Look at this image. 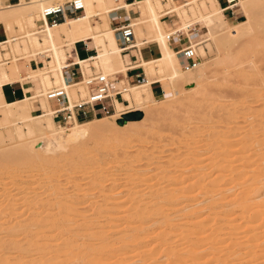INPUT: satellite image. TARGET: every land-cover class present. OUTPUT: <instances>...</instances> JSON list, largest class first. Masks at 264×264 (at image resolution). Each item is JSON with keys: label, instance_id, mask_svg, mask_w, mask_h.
Here are the masks:
<instances>
[{"label": "bare ground", "instance_id": "6f19581e", "mask_svg": "<svg viewBox=\"0 0 264 264\" xmlns=\"http://www.w3.org/2000/svg\"><path fill=\"white\" fill-rule=\"evenodd\" d=\"M49 1L50 0H18L15 4H9L0 0V24L3 25V29L6 33V40L0 43V53L8 51L7 49L11 46L10 49L13 53L11 55H14L10 65L5 69H0V109L4 108L1 113L4 118H6V122L10 125V127L17 122L24 124L29 133H36L45 137L49 142L48 147L52 150H61L62 154H60L62 157L68 153L67 151L72 148V145L76 146L78 144L77 146H79L80 142L84 141L91 133H110L104 129L109 125V123L112 125L113 122L117 121L118 124V120L122 118V115L129 113L126 111L129 109L130 105H133L134 110H141L145 103L152 99V92L150 88L151 84L149 81H146L145 84H137L134 86H128L126 84L127 88L125 90L124 87L123 89L120 87V84L122 83L120 82L121 79L112 78L120 73H125L126 78V71L131 68L139 67V65H133L134 63H132L127 57L129 54H121L119 46L117 45L115 31L111 30L109 26L110 13H115L118 9H125L127 12L129 10H133L135 13V16L132 18V21L134 22L132 24L133 27L146 25V27L154 33V40H152L155 44L153 47H155L158 51V60H156V62L159 63L161 73L162 71H165L166 73V81L169 84V90L176 95V90L182 89V87H190L193 85L198 87L201 86L203 81L202 79L205 75V66L201 62L199 63V57L205 59L207 55L206 50L202 48L203 44L212 42L217 46L223 43L228 45L226 42L235 40L237 36L243 32V30H251V23H253L254 16L259 18L262 12H264V0H237V4L235 5L236 7L233 9L232 14H234L236 10H242L245 16V24L242 27H236L233 29L229 28L222 34H217L216 29L227 22V17L222 13L218 0L185 1V3L181 6L174 8L171 7L170 11H165L166 7L171 6L169 0H138L132 4L125 3L123 0H81L83 5L82 14L75 17H66L64 20L52 25L46 23L38 27L36 20L39 18L40 9L44 5L48 4ZM165 13H175L178 18H173L169 22L167 21L166 24L165 20L161 19ZM261 16L263 17V15ZM95 18H97L98 23L95 22ZM142 18H144V20H142ZM200 23L206 27L209 36L205 38V34H201L196 36L197 39L195 41L192 39L190 40V38H188L190 36L187 35L188 29ZM167 25H169L170 28L174 27L175 30L168 34L165 33L164 28L168 27ZM15 29H18V31L22 32L23 35H20L21 37L12 36L9 39L7 33H10L8 35L11 36V34H14L13 31ZM171 33L184 34V36L188 38L189 42L193 41L195 43L190 44L194 48L195 55H198L199 57L197 56L198 61L193 68L182 70L179 67L176 58V50L172 47L170 38H166V36ZM133 35L136 49H131V51H134L137 57H141L138 51L147 42H143L141 46L138 43L136 44V39L138 37H143L141 28H137L136 33H134L133 28ZM76 42H83L88 50H94L93 53L88 55L90 57L86 59L77 57V54L74 55L75 57L73 58L71 54H69L73 61L79 63L82 71L84 68L89 70V65H93L95 68L100 69L102 74L107 75L110 79L114 80L113 86L120 88L121 93L124 94H122L123 96L121 95V99H113V111L110 114L98 115L84 120L88 121L94 119V122H91V125L93 126H91L90 123L87 124L88 126H83L78 122H74L71 123L72 126L70 129L64 131L62 129L58 130L55 127V123L48 113L47 103L39 106L45 112L41 114L34 112V106L30 97L31 91H26L25 84L22 82L24 80H18L23 89V97L10 103L4 100L2 96V86L14 83H11L13 79H20L21 67L17 64V61L19 60L26 62L25 64L27 65V70L29 71L25 74L28 75L30 73L31 75V73H34L40 78L41 92L39 91V93H36L33 91L34 95L38 96V101L42 98L41 94L46 88L57 85L65 88L68 98H75L76 94L73 86L66 84L63 80L61 67L67 56L66 53L69 50H65L64 48H72ZM12 43L15 44L10 45ZM29 49L32 51L29 52ZM37 55H45L47 61L43 62L41 67L37 64L34 68H32L30 67L31 65H29L30 60L34 59L36 61ZM258 59L259 55L255 53L248 58L247 65L252 73L254 70H257L256 64L259 62ZM37 60L41 59L38 58ZM122 60L125 62L124 66H121ZM90 61H92V64L88 65L87 63ZM6 63H9V60ZM5 64H1V66L3 67ZM117 66H119V70L116 69ZM142 74L145 76L144 72H142ZM26 79H31V77L29 76ZM115 100L125 101L128 103V107L123 108L119 106L120 101H118V104L116 105ZM244 109L248 114V110L251 108L247 103H245L243 111ZM33 115L38 116L37 118H33ZM100 116L106 117L96 119ZM36 120L38 121L36 122ZM125 125L120 127V130L125 129ZM249 125L250 129L243 130V134L245 135L242 136V138L236 143L232 142V144H226L222 143L223 141L219 142V147L216 146L215 149H218L219 152L224 155L219 162L215 160L213 156L214 154H212L211 157L208 156L210 158H207L209 152L205 156L202 154L208 159L206 161L202 155V159L200 158L199 155L201 153H199V157H194L195 160L197 158H200L197 159L200 160V162L205 160L207 162H205L207 166L203 163L205 165V167L203 165L204 168L200 165L202 168L194 167L191 170L188 168L189 171L183 169V171H181L182 174L175 177L176 179L173 177L174 180H172V182L169 181V185H167V187L164 186L165 188H161V186L163 187L162 184L159 187L161 190L156 193H144L145 190L143 191V188L140 185L132 182V185H128L129 187L127 188L128 190L125 199L120 201L118 200L119 198L113 194H107V196L104 195L105 197L101 202L96 200L98 204L95 203L97 206L95 207L96 210L93 211L95 212L94 214L96 217L103 216L105 218V222H110V225H107L108 227L106 230L90 233V227L93 223H84L85 228L83 231H85L84 233L87 232L88 235L84 234L81 237L93 239V241L97 243L96 246L90 242H88L89 244H79L76 242V239H73L77 235L72 238L75 231H71L70 229V225H72L73 222L69 220V213L74 211L76 205L74 206L71 201H68L73 194L72 189L71 191L63 190L61 182L64 178V173H68L71 170L73 171L74 165L60 166L62 163L60 165L57 163L52 165L53 168L50 167L51 169L46 171L41 165L42 160H40L37 156L20 159V171L17 172V180L26 182L31 177L32 179H38V177L40 179L42 175L43 177H46V180L48 179L46 185L49 186L48 193H50V196L46 199L44 205L48 201V205L52 203L57 208H55L54 212H46V215L44 213L45 217L43 219L41 218L40 222H47L48 220L52 222L57 220V223L58 221L60 222L57 225H55L56 221L55 223L48 221V224L43 222L44 224L42 227H46L47 229L48 227L51 228L55 225L60 228H65L64 231L66 232V238L63 241V244H59L56 247L57 252H55L51 258H44L42 252L46 249H51L55 244H53L54 241L50 237L49 239L44 236L43 233H45V230H42L43 228L41 226L36 227L34 225L35 221H38L42 216H40V213H38L36 208L38 207L37 204H39L38 202L40 200H38L36 196L31 197L27 189V197L29 195V199L25 198L26 195L24 196V199H21L24 206L26 203L28 204H26L28 216L23 222L24 224L29 222L32 223V225L29 224L31 225L30 229L32 230H28L29 235L25 245H22V247H18L17 245V247L14 246L13 248H10L7 246L8 242H13L12 239L17 236L16 233L21 225V221L16 223L15 220L14 223L16 224H14L13 227L11 226L12 228L10 229H5V224L0 225V235L3 232H6L4 237L7 238V242L4 241V237L0 238V264H4L7 260H9L11 251H14L16 254L15 264H75V262H79L78 264H104L97 260H92V257L103 258L104 256L102 257L98 255V253L102 250H109V248L112 247L113 244L110 240H108L107 231L117 228V223L120 221H123L122 227L124 231L121 230V233L123 232L124 236L123 234L122 236L124 238H119L117 239L118 241L115 242V245L118 244L119 246H116L118 248L115 249L116 252L112 257H121L120 255L125 253L123 250L128 249V243H131V245L136 243V245L134 244L135 246L130 247V250H126V254H128L126 258L115 259L114 263L110 264H158V262L156 263L157 260L154 256H157V253L159 252H164L163 257H165V261L163 264H264V245H260V243L258 244V241H264V232H262L259 236L255 234L258 230L257 223L260 222L259 225L263 224L264 226V124H257L256 126H251V124ZM35 126L38 127V129H35ZM120 138L123 141L126 139H123L122 137ZM208 140L211 141H207L206 139L207 142H213L211 136L208 137ZM207 142L206 144L202 143V146H206L208 144ZM31 143L32 144H28L26 147H24V145L22 148L27 150H31L34 147L36 148L35 144L33 142ZM70 144L71 147L68 149ZM215 145L216 144L213 142L212 147L214 148ZM228 147L236 148H233L232 150ZM47 148L46 152H48ZM207 149H210V146H208ZM21 151L27 154V152H24V149H21ZM63 151L67 153L65 154ZM23 153L20 152L19 154ZM196 153L198 152L196 151ZM196 153L195 155H197ZM228 160H232L233 162L239 164L237 167H232L230 169L222 168L220 165L224 164ZM87 163L88 162L81 164V168L87 167L89 165H87ZM35 165L36 170H33L34 172L30 173L29 169ZM236 168L242 169V171L236 172ZM90 169L91 167L87 170L89 171ZM91 171L94 172V170ZM82 173L87 174L85 171ZM24 174H26V176H22ZM88 175L90 174L88 173ZM102 178L103 177L96 172L90 178V182L87 183H89L91 187H101L103 183ZM29 180L31 181V179ZM65 180H68L67 175ZM76 181L79 182V180ZM76 181H74L73 187L78 186V182ZM126 183H129L128 179ZM17 185L18 187L14 185L17 187L15 192L19 193L22 191L21 189H23V186H21V184ZM27 187L30 188V185ZM155 187H158V185L152 183L147 186V189ZM147 189L146 191H148ZM4 192L6 193L5 190ZM4 192L0 195V198L4 197L3 199H5V204L0 202V217L2 218V221L4 217L3 215L7 214V211L12 212L15 205H18L16 203V199L15 201H13L14 199H9V197L12 198L13 196L11 197L8 195V197V193L5 194ZM187 204L190 205L186 206ZM199 205H201L200 210H198ZM172 208L173 210H170ZM108 209H110V211H108ZM197 215L201 216L199 217L200 221L194 223L197 219ZM155 217L157 218L155 219ZM154 219L158 220L156 223L159 224L155 227L157 228V234L155 237L159 238V242L155 243V245L153 244L154 246H151L152 248H147L146 243L142 241L149 233V231L148 233L146 231L149 226L147 223H151V221L155 223ZM183 220L187 223L186 227H181V221ZM50 223L52 226H50ZM197 226L207 228L204 231L201 228H197ZM181 228H185L184 232H180ZM192 231H194L195 236L198 235L197 239H186L185 237L190 234L193 235ZM59 235L58 238H60ZM39 237L41 239L35 242L34 238L36 239ZM174 239L177 240V244H173V247H169L167 244ZM31 242H33V245ZM37 244H39L40 249L38 248L39 246H36ZM23 246L25 247L23 248Z\"/></svg>", "mask_w": 264, "mask_h": 264}, {"label": "rangeland", "instance_id": "374dc122", "mask_svg": "<svg viewBox=\"0 0 264 264\" xmlns=\"http://www.w3.org/2000/svg\"><path fill=\"white\" fill-rule=\"evenodd\" d=\"M169 1L171 6L166 7L165 11L166 10L170 11L171 7L173 8L178 7L183 5V3H185L183 2V0H169ZM188 1H193V0H186V2ZM218 1L222 3V0H218ZM261 15H263V17ZM261 15L259 18L257 16H254L256 20L253 18V23H251V28H252L251 30L249 31L243 30V32L239 36H237L235 40L231 42L230 41L226 42L228 43V45L223 43L217 46L212 42H207L203 44L202 48L205 49L207 52L205 59L200 58L197 55L199 57V63L201 62L205 66V75L204 78L202 79L203 81L200 87L194 85L190 87H182V89H177L176 90L177 94L174 95L173 92L169 90V84L166 81L165 71H162L161 73V68L159 67V63L156 62V60H158V55L155 58L151 57L148 59H141L140 57H138V61L136 65H140L141 69L144 71L145 74V76L143 75V78L141 80H139L138 82L128 83L127 79L125 78V73H123L124 76L122 73H120L117 74L116 76H113L112 78L121 79L120 82L122 83L120 84V87H122V89L124 87L125 90L127 88V85L129 86L130 84H133L132 86L137 84H145L146 81H149L150 84L153 83V90L155 93L154 96L152 95V99L149 102L145 103V105L142 107L141 110H134L133 105H130L129 109L126 111L129 113L122 115V118L118 120V124L117 121L113 122L112 125L109 123V125L104 129L105 131H108L110 133H106V134L103 132L91 133L84 141L80 142L79 146H77L78 144L76 146L72 145L73 149L71 148L69 151H67L68 152V153L66 152L67 154L65 153L66 150L63 151V153H65L67 156L65 155L64 157H62L61 150H55V149L52 150L50 147H48L49 142L45 137L40 136L39 134L36 133H29L26 129L27 127L24 126V124L17 122L16 124L14 123V125L10 127V125H8V123L6 122V118H4V116L1 113L2 110H4V108L0 109V195L5 190L6 193L5 192L4 193L5 194L8 193L7 196L9 195L11 197L12 196L15 197V198L13 197L10 198L8 196L9 199L11 200L14 199L13 201H15L16 199V203L18 204L17 206L15 205V208L17 210L14 208L12 212L7 211L6 212L7 214L3 215L4 216L3 221L2 218L0 217V222H1L0 225L5 224L4 225L6 226L5 229H10L14 226V224L21 221V225L18 229V232L16 233L17 236L14 239H12L13 242H8L7 246H9L10 248H13L14 246L17 247V245L18 247L19 246L22 247V245H25V242L29 235L28 230L30 229L32 223L29 222L27 224H24L23 222L25 218L28 216L27 213L28 210L26 207L27 203L24 206L23 205L24 203L21 202V199H24L25 195H26L25 198H28L30 196L31 197L36 196L38 200H40L38 202L39 204H37L38 207L36 206L35 207L37 208L38 213H40V216L41 215L42 216L39 218L38 221H35L34 225L36 227L37 226L42 227L44 223L45 224H48L49 222L55 223V221H56L55 225H57L60 222L58 221L57 223V220H55L54 222L50 220H48L49 222L48 221L47 222L43 221L44 223L40 222L41 218L43 219L45 217L46 212L49 211L54 212L55 208L57 207L54 206V204H52L51 202L50 203L52 205L50 203H49L50 205H48V201L44 205L46 199L50 196V193H48L49 186L46 185L47 184L46 182L48 180V179L46 180V177H43V175L40 177V179L39 177L38 179L36 178L32 179L31 177L29 178L31 179V181L28 179V181L26 182L23 181L21 182L17 180L16 175L18 174L17 172L20 171L19 160L22 158L25 159L26 157L29 158L32 156L39 157V159L42 160L41 165L46 171L53 168L52 165L57 163H59L58 165L62 163V165L60 166L74 165L73 171L71 170L68 173L66 172L67 174L64 173L65 175L61 182L63 190L71 191L72 189L73 194L68 199V201L69 202L71 201V203L74 206L76 205L74 211L72 213L71 212L69 213L70 214L69 220L73 222V224L70 225V229L71 231H75L74 235H72V238L75 235H77L73 239H76L77 240L76 242H78L79 244L82 243L86 244L90 242L95 244L96 246L97 243L93 241V239L81 238V237L84 234L88 235L87 232L84 233L85 231H83L86 223H91V222L93 223V225L90 227V233L98 232V231L101 232L103 230H106L107 227L110 225V222H105L104 220L105 218L103 216L96 217V215L94 214L95 212L93 211L96 210L95 207L97 206L96 204H98L97 201L101 202L102 199L105 196H107V194L108 195L113 194L114 196L119 198L118 200L120 201L125 199L128 190L127 188L129 187L128 185H132V182L134 184L140 185L143 188V191L144 190L146 191L147 186L151 185L152 183H155L158 185V187L149 188L147 189L148 191L146 192L144 191V193H148V192L149 193L151 192L152 194L156 193L160 191L161 188L167 187V185H169L168 184L169 181L172 182V180H174L175 177H178L179 174H182L181 171H183V169L188 170L189 168V170H191L194 167L202 168L205 162L208 160L207 158H210L212 154H214L213 156L215 160L219 162V160H221L222 157L224 156L219 152L218 149H215L216 146L219 147L220 141H223L222 143H226V144H232V142L236 143L238 140L242 138V136L245 135L243 134L244 133L243 130L250 129L249 124H251V126H256L257 124H264V12H262ZM226 17H227L226 18L227 22L224 25H221L218 29H216L217 34H222L229 28L233 29L236 27H242L245 24V16L242 10H236L234 14L227 15ZM228 17H233V18H228ZM95 20H96L95 22L98 23L97 18H95ZM142 20H144V18H142ZM163 20L168 21L167 19H163ZM133 23L134 22L131 21V24ZM195 26L199 31L197 32L193 30L194 27H192V30H190V33H192L191 38L193 41L197 39L196 36L206 33V29L203 28L202 24L201 25L196 24ZM133 28H134V33H136L137 28H141L143 34L142 35L143 37H138L136 39L137 40L136 44L138 43L141 46L143 42H147L148 46L150 47L154 46L155 44V42L153 41L154 33L151 32L149 28L146 27V25L136 26ZM173 30H175V28L174 27L170 28V26L164 28V32L167 34ZM13 32L14 34H11V36L8 35L10 33H7L9 39L12 36L21 37L23 35L22 32L18 31V29H15ZM207 36H209V34L208 35L206 34L205 38H207ZM13 44L15 43H12L10 45ZM213 44L215 45V47ZM80 46L81 45L76 46V52L79 56H83L86 54V52H84L82 46L81 47ZM10 48L11 46L9 47V49H7L8 51L5 52L3 51L1 52L2 54L0 53V57L9 58V63L6 64L4 62L0 63V66L1 64H5L3 67L1 66L0 69L7 68L10 65V62L13 60L12 58H14V55H11L13 53ZM30 49L29 52L32 51ZM64 49L65 50L69 49L68 51H70V49L72 48L69 47ZM254 53L259 55V59H258L259 62H257L256 64L257 70L256 71L254 70L252 73V71H250V69L248 68L247 62L249 56L254 55ZM45 55H37L36 60L40 58L41 64H43V62L47 61ZM71 56L73 58L75 57L74 54H71ZM92 61H90L87 64L88 65L92 64ZM25 63L26 62L23 60L17 61L18 66L21 67L20 71L24 70L26 73L29 70H27V65ZM41 64H38L39 67L42 66ZM124 64L125 62L124 60H122L121 66H124ZM95 69L99 70L102 73L100 69L98 68ZM116 69L119 70L120 69L119 66H117ZM83 71L88 72L86 68H84ZM29 76L31 77V79H26ZM24 77H22L20 74L19 77L20 79H13L11 83L12 82L16 83L18 82V80H24L22 82L25 84L26 91H35L36 93H39V91L41 92L40 78L37 76V74L31 73L30 75L29 73L28 75L26 74ZM33 81H38L39 83L38 88L32 87L31 83ZM3 91L6 95V98L11 97L9 95L8 88L6 87L3 88ZM122 94L123 93H121V95ZM118 101L120 100H115L116 105L118 104ZM38 102H39V106L45 105L47 103L43 97L40 98ZM245 103H247L251 108L248 110L249 111L248 114L245 112V109L243 111V107ZM119 106L126 108L128 107V103L122 100L120 101ZM37 116L38 115H33V118H37ZM104 117L106 116H100L98 117V119H102ZM93 120L94 119L88 121L83 120V122H78V123L83 126H88L87 124L90 123L91 125V122H94ZM37 121L38 120H36V122ZM93 124H97V123H93ZM123 125H125V129L120 130V127H122ZM71 126H72L71 124L61 126L55 123V127L58 130L62 129L64 131H67L68 129L71 128ZM35 129H38V127L35 126ZM209 136L212 137L214 144H216L214 148L212 147L213 142H207V141H211L208 140ZM120 137L126 139L123 141L121 140ZM205 141L208 143L207 145L210 146V149H207L208 148L207 145H206L207 147L204 145L202 146V143L206 144ZM31 142L35 144L36 148L34 147L31 150L22 148L24 145H25L24 147H26L28 144H32ZM70 147L71 144L69 145L68 149ZM46 148L48 152H46ZM228 148L229 149L231 148L233 150V148L236 147H228ZM21 149H24V152H27V154L23 153L22 152L23 150L21 151ZM196 151L198 153H196ZM20 152L23 154H19ZM195 153L197 155H195ZM199 153L201 154L199 155ZM202 154L204 156L208 154L207 158L204 157ZM198 155L200 156L201 159H202L201 157L202 155L206 161L203 160L202 162H200V160H197L200 158H197L195 160L196 156L199 157ZM86 162H88L87 165L88 164L89 165L87 167L81 168V164ZM238 164L239 163L233 162L232 160H228L224 164H221L220 166L222 168L230 169L232 167H237ZM200 165L202 167H200ZM90 167L91 169L88 171L87 169H89ZM35 168L36 165L32 166L29 169V172L30 173L34 172L33 170H36ZM91 170H94V172ZM84 171L87 174L82 173ZM240 171H242V169L236 168V172H240ZM96 172L103 177L102 178L103 183L101 187H95V186L91 187V185L87 183L90 182V178ZM88 173L90 175H88ZM175 173L177 174V176ZM66 175L68 176V180H65ZM22 176H26V174ZM127 179L129 183H126ZM76 180H79V182ZM132 180H134L135 182ZM74 181L78 182L77 183L78 186L73 187ZM17 184H21V186H23V189H21L23 192L22 191H20L19 193L15 192V189L18 187ZM162 184L163 187L161 186ZM14 185H16L17 187ZM29 185L30 188L27 187ZM160 186L161 188H159ZM27 189L30 194V196L28 195V197H27L28 194ZM38 194L41 196H39ZM20 195H22L23 198ZM3 198L2 197L0 198L1 199L0 202L5 204L4 202L5 199ZM189 205L190 204H187L186 206ZM200 209H201V205L198 206V210ZM170 210H173V208ZM108 211H110V209H108ZM199 217L201 216L197 215V219L195 220L194 223L200 221ZM156 218L157 217H155V219ZM155 219L154 221L156 223V221L158 220ZM14 221L16 223H14ZM51 223L50 226H52ZM155 223L153 221H151V223L150 222L147 223L150 227L148 226L146 231L147 233L149 231V233L148 236L144 239L146 241L144 240L142 241L146 243L147 248L154 246L155 243L159 242V238L155 237L157 234L156 232L157 228L155 227L158 226L159 224L157 223L155 224ZM259 223H257L258 230L255 232V234L258 236L262 232H264L263 224L259 225ZM186 224H187L186 221L184 220L181 221V227H186ZM55 225L54 227L53 226L51 228L48 227L47 229L46 227H42L43 228L42 230H45L44 231L45 233H43L44 236H46L47 238L50 237L54 241L53 244H55L52 246L51 249H46L42 252L45 259L51 258L55 254V252H57L56 247L59 244H63L64 243L63 241L66 238V232L64 231L65 228H60ZM122 225H123V221H120L119 223H117L118 226L117 228L107 231L108 240H110V242L113 244L112 247L109 248V250L106 249L107 251L102 250L98 253V255L102 257L104 256L103 258L92 257V260L95 261L97 260L104 264L107 263L110 264V263H114L115 259H123L127 257L128 254H126V250H130L131 249L130 247L135 246L136 243H133L132 245L131 243H128L127 244L128 249L123 250V252L125 253L123 255H120L121 257L119 256L118 258L112 257L114 256L113 254L116 252L115 249L118 248L116 246H119L118 244L115 245V242H117L118 241L117 239L119 238H124L123 232L121 233V230L124 231ZM197 228H201V227L197 226ZM206 228L207 227H202L201 229L205 231ZM31 230L32 229H30L29 231ZM184 230L185 228L183 229L181 228L180 232H184ZM192 233L193 235L190 234L185 238L188 240L197 239L198 235L195 236L194 231H192ZM2 234L0 235V238L4 237L6 235V232H3ZM58 235L60 238H58ZM6 239L7 238L4 237V241L7 242ZM40 239H41L40 237L36 239L34 238V241L37 242ZM57 241H59L60 243ZM261 241L262 240L258 241V244L260 243V245H264V241L263 242ZM176 242L177 240L174 239L170 241L167 245L169 247H173L174 246L173 244L175 245L177 244ZM31 243L33 245V242ZM36 246H39V244H37ZM24 247L25 246H23V248ZM38 248L40 249V246ZM15 255H16L15 252L11 251V256H9V260H7V262H5L4 264H15L14 263L16 261ZM163 255L164 252L161 253L159 252L157 253V256L156 255L154 256V258L156 257L155 259L157 260L156 263L157 262L158 264L164 263L165 257H163ZM78 263L79 262H75V264Z\"/></svg>", "mask_w": 264, "mask_h": 264}, {"label": "built area", "instance_id": "2783aa9c", "mask_svg": "<svg viewBox=\"0 0 264 264\" xmlns=\"http://www.w3.org/2000/svg\"><path fill=\"white\" fill-rule=\"evenodd\" d=\"M17 2L18 0H16ZM218 3L221 6L222 13L227 16L233 13L237 0H222V3L219 1ZM82 13L83 5L81 0H50L48 4L40 9L36 23L38 27L46 23L52 25L64 20L66 17H75ZM172 17H174L173 13H165L161 19H167L169 22ZM115 18L119 19V16ZM114 29L117 45L122 55L129 53L131 49H136L133 25L130 20L121 21ZM166 38H170L173 43V48L176 50V58L182 70L191 69L197 64L198 58L186 36L180 33H171ZM3 41H5V38L0 40V42ZM81 46L86 53L94 52V50H88L83 42H81ZM69 52L66 53L67 56L61 67V75L66 84L73 86L76 96L75 98H68L65 88L60 85L46 88L41 96L47 102L50 117L56 124L68 125L98 115L110 114L113 111V99H121V89L114 87V80L96 70L93 65L89 66L88 72L82 71L79 63L73 61L69 55H76L74 45ZM89 57L87 55L83 59ZM8 60L9 58L0 57V63H6ZM30 63L37 65L41 64V61L38 60L36 63L32 59ZM138 76L139 74H135V77ZM10 92L13 94V88L10 89ZM30 97L32 104L35 106L34 112L39 114L45 112L39 107L38 96H35L33 91H31Z\"/></svg>", "mask_w": 264, "mask_h": 264}, {"label": "crops", "instance_id": "0c3cea01", "mask_svg": "<svg viewBox=\"0 0 264 264\" xmlns=\"http://www.w3.org/2000/svg\"><path fill=\"white\" fill-rule=\"evenodd\" d=\"M2 1L3 2H6V3H9V4H15L16 3V0H2ZM123 1L125 3L132 4V3H134V2H136L138 0H123ZM185 1L186 0H183V2H185ZM110 14L111 15H109V26H110L111 30H115L113 27L118 26L121 23V21L124 22L125 20H128V19H130L132 21V18L135 16V13L133 12V10H129L127 12L125 9H118V10L115 11V13H110ZM116 16H119V19L115 18ZM173 16L174 17H172L171 19H173V18H176L177 19L178 18L175 13H173ZM165 23L167 24V21L166 20H165ZM197 25H201V23L200 24H197ZM167 26H169V25H167ZM202 26H203V28L206 29V27L203 24H202ZM192 27H194L193 30L198 31V29L195 27V25L192 26ZM192 27H190L188 29V34H187L188 36H190V37H188V38H190V40L192 39L191 38L192 35L190 33V30H192ZM3 28H4L3 25L0 24V40L1 39L4 40V38L6 40V35H5L6 33H5V30ZM206 34L208 35L207 29H206L205 35ZM182 35H184V34H182ZM0 43H2V42H0ZM190 43H194V42L191 41ZM172 44L173 43H171V45ZM77 45H81V42H76L74 44L75 51H76V46ZM172 47H174V46L172 45ZM138 52L140 53V56H141L140 58L141 59H148V58H151V57L152 58H155L158 55L157 49L155 47L148 46L147 43L144 46H142ZM91 53L92 52H88L84 56H79L77 54V52H76L77 57H80V58H84L85 56H87V55H89ZM127 54H129V55H127ZM125 55H127L128 59L132 63L137 64L138 57H137V55L135 54L134 51L133 52L130 51L129 53H126ZM37 61L38 60H36V62ZM29 65H31L30 67H32V68L34 66H36V65L31 64V63ZM142 72H144V71L141 69L140 65H139V67L128 69L126 71V79L128 80L129 83L130 82H138L139 80H141L143 78ZM20 74H21L22 77H24L26 75L24 70H21L20 71ZM135 74H139V76L138 77H135ZM31 84H32V87H34V88H38L39 87L38 81H33ZM130 85H133V84H130ZM20 86L21 85H20L19 82L12 83L10 85L9 84H6V85L2 86L1 89H2V96H3L4 100L6 102L10 103V102H13V101H16V100L22 98L23 97V89H22V86L21 87ZM5 87L8 88V90H9V95L11 96L10 98H6V95H5L4 91H3V88H5ZM11 88H13V90H14L13 94H11V92H10V89ZM150 88H151L152 95L154 96V93L155 92L153 90V83L150 85ZM96 119H98V118H96Z\"/></svg>", "mask_w": 264, "mask_h": 264}, {"label": "water", "instance_id": "95a60500", "mask_svg": "<svg viewBox=\"0 0 264 264\" xmlns=\"http://www.w3.org/2000/svg\"><path fill=\"white\" fill-rule=\"evenodd\" d=\"M124 115V114H123Z\"/></svg>", "mask_w": 264, "mask_h": 264}]
</instances>
